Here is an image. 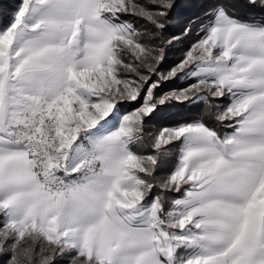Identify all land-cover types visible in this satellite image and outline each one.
<instances>
[{"label":"snow or ice","instance_id":"obj_1","mask_svg":"<svg viewBox=\"0 0 264 264\" xmlns=\"http://www.w3.org/2000/svg\"><path fill=\"white\" fill-rule=\"evenodd\" d=\"M174 6L19 0L0 26V264H264V15L214 0L165 75L151 38ZM192 101L212 124L146 137L160 106Z\"/></svg>","mask_w":264,"mask_h":264},{"label":"rangeland","instance_id":"obj_2","mask_svg":"<svg viewBox=\"0 0 264 264\" xmlns=\"http://www.w3.org/2000/svg\"><path fill=\"white\" fill-rule=\"evenodd\" d=\"M177 1V0H176ZM187 1L191 5L190 9L186 6ZM232 4L230 7L235 8L238 12H253L257 19L260 18L262 14L259 9H254L251 6H248L246 2L231 0L228 1ZM19 0H0V26L7 24L10 21L12 13L16 5H18ZM235 3V4H234ZM245 4L246 8H241V4ZM186 4V5H185ZM209 0H180L179 2H175L174 7L169 12L167 18L164 20L165 27L162 30H159V34L153 36L151 39L153 40L152 46L157 48H163L164 60L159 65V70L161 73L167 75V72L174 65L179 63L182 59L184 53L188 50L190 45L194 43L198 38V32L201 24L205 21V12L207 6H210ZM234 4V5H233ZM239 8H238V6ZM195 8V9H194ZM209 9V8H208ZM207 9V10H208ZM125 19L131 20L135 23L136 27L141 32H149L154 33L157 32L151 24L143 19H138L136 17L128 16L124 17ZM190 28L191 30L185 35V29ZM171 41V43H169ZM188 81L174 79V80H166L161 81L160 87L156 90L157 95H163L166 92H169L175 88L179 87H187ZM210 105L215 104H225L227 101L219 98L210 99L208 101ZM142 103V100H138L136 102H121L120 108L122 112L132 111L134 108L139 107ZM187 106L189 104H199L198 101L186 102ZM202 103V109L209 116V109L206 108L208 105ZM179 107L180 104L172 102L168 105H163L158 108V110L153 113L150 118H146V137L155 133L158 129L170 126L174 124L177 118L173 121L169 119L170 122H161L160 118H164L162 115H172V112L175 108ZM203 117V115H201ZM224 131V129H220ZM56 264H68L67 255L61 257H56Z\"/></svg>","mask_w":264,"mask_h":264},{"label":"trees","instance_id":"obj_3","mask_svg":"<svg viewBox=\"0 0 264 264\" xmlns=\"http://www.w3.org/2000/svg\"><path fill=\"white\" fill-rule=\"evenodd\" d=\"M179 1L180 0H177V1L175 0L176 3L179 2ZM228 1H231V0H223V3L225 4V6L227 7V9L229 10V13L230 14L235 15L236 17L241 18V19H245V20L257 19V17L255 15H253L254 14L253 12H244L243 13V12L236 11L235 8L230 7L232 4H230L231 2H228ZM235 1H237V2L239 1L240 2L242 0H235ZM243 1L247 3V0H243ZM209 2L211 4H210V6H207V9L213 6L214 0H209ZM247 5L250 6L248 3H247ZM186 6L189 9L191 7V5L189 4L188 1H187V5ZM241 6H243L241 8H246L247 7L243 3L241 4ZM238 8H239V6H238ZM208 105H210L209 102H208ZM206 108L209 109L208 106ZM201 109H202V103L201 102L199 104H194V103L189 104L188 103V106H187V103L184 102L183 104H180L179 107L177 106V108H175L173 110L172 115H170V116L169 115H166V114L165 115H162V116H164V118H160V121L161 122H170V121H173L177 117H178V119H176L175 122L178 121V120H182V119L191 120V119H193V118H195L197 116L203 115V118L206 120V122H208L209 124H212L213 121L210 119V117H208V115L206 116V114H205V116H204V113L205 112L203 110H201ZM174 115L177 116V117H175ZM169 119H172V120L169 121ZM175 122H173V123H175Z\"/></svg>","mask_w":264,"mask_h":264}]
</instances>
